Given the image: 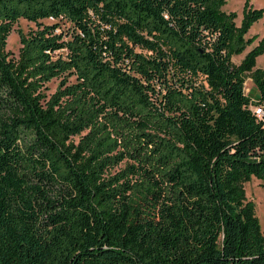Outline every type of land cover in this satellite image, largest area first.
<instances>
[{
  "label": "trees",
  "instance_id": "1",
  "mask_svg": "<svg viewBox=\"0 0 264 264\" xmlns=\"http://www.w3.org/2000/svg\"><path fill=\"white\" fill-rule=\"evenodd\" d=\"M226 3L0 0V264H264V10Z\"/></svg>",
  "mask_w": 264,
  "mask_h": 264
},
{
  "label": "rangeland",
  "instance_id": "2",
  "mask_svg": "<svg viewBox=\"0 0 264 264\" xmlns=\"http://www.w3.org/2000/svg\"><path fill=\"white\" fill-rule=\"evenodd\" d=\"M226 5L222 8V10L226 13H236L237 18L235 23L237 26H240L242 20V13L244 4L246 1L254 7V9H263L264 10V0H226ZM44 24L52 25V24H59L60 28L58 29L57 33L59 32H71L72 28L70 25L64 21H55V20H44ZM36 26L33 23L27 22L25 20H20L15 26L13 31L11 32L10 36L7 40V51L11 52L14 57L18 56L19 49H20V42L19 37L17 34L18 30H22L24 33H27L31 29H35ZM256 37L257 39L249 46L246 47L244 52L241 55L234 56L232 61L234 64L239 65L241 61L244 59L246 54L250 52L255 46L258 45L259 41L264 37V17L256 22L253 27L250 29L248 34L246 35V40ZM257 69L264 68V55L259 57L256 61ZM74 80L71 79V82ZM60 80H53L49 84H47L45 93L50 96L52 95L56 88L58 87ZM253 87V83L250 78H246L244 89L245 93L247 94L251 88ZM245 191L246 197L249 201H252L255 205L256 215L260 221L261 229L264 234V189L261 186V181L258 179L252 178L249 183L245 184Z\"/></svg>",
  "mask_w": 264,
  "mask_h": 264
},
{
  "label": "built area",
  "instance_id": "3",
  "mask_svg": "<svg viewBox=\"0 0 264 264\" xmlns=\"http://www.w3.org/2000/svg\"><path fill=\"white\" fill-rule=\"evenodd\" d=\"M254 113L258 116V118L264 120V110L260 107L253 108Z\"/></svg>",
  "mask_w": 264,
  "mask_h": 264
}]
</instances>
